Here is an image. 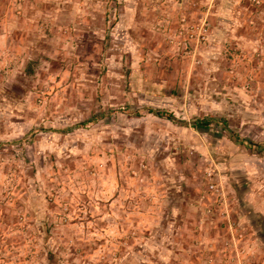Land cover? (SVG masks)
I'll return each mask as SVG.
<instances>
[{"label": "rangeland", "instance_id": "1", "mask_svg": "<svg viewBox=\"0 0 264 264\" xmlns=\"http://www.w3.org/2000/svg\"><path fill=\"white\" fill-rule=\"evenodd\" d=\"M129 251L264 264V0H0V264Z\"/></svg>", "mask_w": 264, "mask_h": 264}, {"label": "trees", "instance_id": "2", "mask_svg": "<svg viewBox=\"0 0 264 264\" xmlns=\"http://www.w3.org/2000/svg\"><path fill=\"white\" fill-rule=\"evenodd\" d=\"M159 113V112H158ZM169 117H171V118H173V116L172 115H169ZM195 124H196V126H197V128H204V127H206V126H208L209 125V121L207 120V119H198L196 122H195ZM144 246V245H143ZM142 246L141 247H138L137 249H135L134 251H136V250H138V253L140 254V252H142ZM133 251V252H134ZM131 254H134V253H132V251H129V252H127V258L125 259L124 258V260H123V263L122 264H127V263H129L128 262V258L129 257H131L130 255ZM149 254V252L145 249V254H144V256H147ZM134 264H137V261H138V264H144L145 263V261H144V258L143 257H141V256H139V255H135V259H134Z\"/></svg>", "mask_w": 264, "mask_h": 264}]
</instances>
